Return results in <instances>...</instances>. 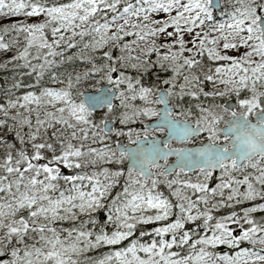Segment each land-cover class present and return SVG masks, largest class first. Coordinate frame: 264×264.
<instances>
[{
	"label": "snow or ice",
	"instance_id": "obj_1",
	"mask_svg": "<svg viewBox=\"0 0 264 264\" xmlns=\"http://www.w3.org/2000/svg\"><path fill=\"white\" fill-rule=\"evenodd\" d=\"M0 264H264V0H0Z\"/></svg>",
	"mask_w": 264,
	"mask_h": 264
}]
</instances>
